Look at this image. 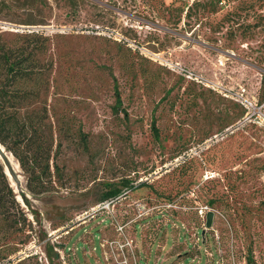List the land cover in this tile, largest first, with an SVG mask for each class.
<instances>
[{
    "label": "rangeland",
    "instance_id": "obj_1",
    "mask_svg": "<svg viewBox=\"0 0 264 264\" xmlns=\"http://www.w3.org/2000/svg\"><path fill=\"white\" fill-rule=\"evenodd\" d=\"M192 1L0 0V30L49 37L53 103L87 139L39 195L12 156L27 225L0 264H264V121L235 96L264 113V0ZM125 178L144 184L101 200Z\"/></svg>",
    "mask_w": 264,
    "mask_h": 264
},
{
    "label": "trees",
    "instance_id": "obj_2",
    "mask_svg": "<svg viewBox=\"0 0 264 264\" xmlns=\"http://www.w3.org/2000/svg\"><path fill=\"white\" fill-rule=\"evenodd\" d=\"M199 1H192L187 6L185 16H195L192 11L201 7ZM48 42L49 37L42 30H0V144L26 174V186L33 195L47 192L53 175L60 176L62 167L58 158L64 140L74 143L79 137L77 143L87 146L85 134L71 133L69 122L53 103L60 93L52 76L55 63ZM260 84V101H263L264 73ZM114 90L118 101L119 93L117 88ZM152 128L157 137L154 123ZM138 186L127 178L118 184L108 183L101 200L111 201L125 190ZM26 220L0 159V242L22 232ZM246 264H256L252 255L246 257Z\"/></svg>",
    "mask_w": 264,
    "mask_h": 264
},
{
    "label": "built area",
    "instance_id": "obj_3",
    "mask_svg": "<svg viewBox=\"0 0 264 264\" xmlns=\"http://www.w3.org/2000/svg\"><path fill=\"white\" fill-rule=\"evenodd\" d=\"M32 30H40V28L32 29ZM244 90L241 92L235 93L236 100L240 101L245 108L247 109L246 114L243 118L244 121H250L251 118L259 119L261 122L264 121V113L262 111V106H259L257 102L252 101L244 96Z\"/></svg>",
    "mask_w": 264,
    "mask_h": 264
},
{
    "label": "water",
    "instance_id": "obj_4",
    "mask_svg": "<svg viewBox=\"0 0 264 264\" xmlns=\"http://www.w3.org/2000/svg\"><path fill=\"white\" fill-rule=\"evenodd\" d=\"M12 154L8 152L1 144H0V159L4 165L5 170L7 169L8 173L7 175L11 176L13 179H16V171L14 167L11 165L8 156ZM213 212L208 211L206 214V223L205 226L209 227L211 225V220H212ZM203 234V231H202Z\"/></svg>",
    "mask_w": 264,
    "mask_h": 264
},
{
    "label": "bare ground",
    "instance_id": "obj_5",
    "mask_svg": "<svg viewBox=\"0 0 264 264\" xmlns=\"http://www.w3.org/2000/svg\"><path fill=\"white\" fill-rule=\"evenodd\" d=\"M8 159H9L11 165L14 167V169H16V167L14 166V163L12 162L13 157H12L11 155H9V156H8ZM5 171H6V173H8L7 169H6Z\"/></svg>",
    "mask_w": 264,
    "mask_h": 264
}]
</instances>
